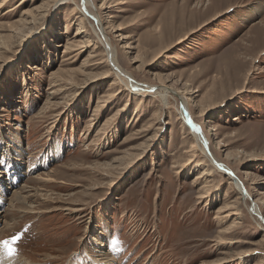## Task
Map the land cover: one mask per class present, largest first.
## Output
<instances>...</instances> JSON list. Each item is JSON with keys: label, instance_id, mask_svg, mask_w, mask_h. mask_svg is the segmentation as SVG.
I'll return each instance as SVG.
<instances>
[{"label": "rangeland", "instance_id": "1", "mask_svg": "<svg viewBox=\"0 0 264 264\" xmlns=\"http://www.w3.org/2000/svg\"><path fill=\"white\" fill-rule=\"evenodd\" d=\"M22 1L0 7V35L41 0ZM84 2L50 5L0 48V241L21 237L12 255L0 244L5 263L254 264L264 256V0ZM79 18L88 46L64 56ZM107 22L109 43L100 32ZM105 46L131 81L153 85L148 93L115 85L103 98L114 79ZM90 53L86 77L76 69ZM60 68L74 73H61L69 84L52 95L50 72ZM161 85L176 92L166 103L154 93ZM178 96L207 136V155L197 150L189 169L193 138L186 123L181 133ZM98 100L106 102L94 114ZM206 166L211 188L199 199L203 182L192 181ZM42 171L53 180L32 178ZM237 179L247 197L237 199ZM19 186L26 202H10Z\"/></svg>", "mask_w": 264, "mask_h": 264}, {"label": "bare ground", "instance_id": "2", "mask_svg": "<svg viewBox=\"0 0 264 264\" xmlns=\"http://www.w3.org/2000/svg\"><path fill=\"white\" fill-rule=\"evenodd\" d=\"M9 1L11 0H1L0 1V7L4 6L6 3H8ZM75 0H41L40 2H38V4H35V5H32V6H28L27 8L23 9V11L21 12L19 18H17L15 21L13 22H8L6 24V27H7V31L10 32V33H6L5 35L1 34L0 35V48L1 49H4L7 44H4V42L8 39H10L11 37L13 36H16L18 34H20L25 28H27V26H29L31 23H34V21H36L40 16L41 14L43 13V11L45 9H47L50 5L52 7H57L63 3H74ZM25 1L23 0L21 2V4H23ZM86 3H88L89 5H91V0H85ZM84 2V3H85ZM61 3V4H60ZM118 4L119 3H122V2H117ZM103 4V3H102ZM93 5V4H92ZM78 9L77 6H74L72 10H76ZM78 13V11H77ZM101 18V17H100ZM99 18V20H101ZM83 21H84V18H79V28L75 30V34L72 36L73 38H76V39H72V38H68L66 37V41H65V46L62 45V47H64V50L62 51L64 54V56L67 54V53H71L72 51H75L77 48H75L74 45H77V47H82L84 44L86 46H88V40L84 39V40H80L78 35L80 33H82L84 31L83 27ZM97 21V20H96ZM102 21V20H101ZM100 23V21H99ZM4 25V24H3ZM112 24L110 22H107V25L106 26H103L101 27L100 29V32L102 33V36L104 37V39L106 40V42H108V38L109 36H107L106 34V28L107 27H111ZM1 28V27H0ZM5 29V28H4ZM112 29V28H111ZM119 29V28H117ZM116 31V30H115ZM3 35V36H2ZM5 37V38H4ZM78 38V39H77ZM52 39V38H51ZM72 39V40H71ZM50 40V39H49ZM51 41V40H50ZM74 41V43L76 44H71L72 42ZM109 43V42H108ZM61 44V43H60ZM72 45L74 46V48L72 47ZM112 47V46H111ZM111 47H104V51L106 52L105 53V58L107 57V64L109 66V69H114L112 71V73L114 74V79L113 81L109 84L108 88H107V91L108 93L103 95V98L104 97H109V96H114V94H110L109 91L112 90L114 88L115 85H124L125 88H124V91H127V94L128 95H143L144 93H148L149 89L152 88L153 85H141L140 83H135L134 81H131L130 80V77L128 75V73L124 70H122L121 68H119V65L117 64V59H116V51L111 48ZM45 58L46 60H49L50 59V56L47 55V53L45 54ZM97 54L93 55L94 57L96 56ZM92 54H88V57L87 58H83L79 64V66L77 67L76 71L79 72L81 75H85L86 77L88 76H91L92 74H90V71H87L89 69V67H92L93 64H90L89 62L90 61L88 60L89 58H92L93 57ZM68 59V58H65V60ZM134 59V62L138 61V58L136 56V58H133ZM111 66V67H110ZM33 69L35 70H39L40 68L37 66V65H34L33 66ZM19 70V69H18ZM108 71V69H107ZM61 73H64L66 75L69 76V74L71 75L73 72V70L71 69H64V68H60V69H57V70H51L50 72V78L53 82V84L51 85L52 88H56L54 89V91L51 92L52 95L56 94V92L59 93V91L63 90L64 86L66 84H69V82L67 81L68 80V77L66 78H62V77H59V75ZM92 73V72H91ZM105 76V75H104ZM53 78L55 80H53ZM70 78V76H69ZM25 83V82H24ZM57 83V84H56ZM58 85H61L62 87L59 88ZM159 87V86H158ZM124 91H118V95H124ZM176 91V90H175ZM171 94H176V92L172 91L170 88H168L167 86L165 85H161L160 89H158L157 91H154L155 94H161L160 96L162 97V100L163 103H166L167 102V98L166 97H170L168 95H171ZM191 94V93H190ZM178 98L181 99V104H180V110L178 109L179 111V115H180V118H182V120H184V124L181 125V133H186V130H185V123L189 126L190 128V131L188 132V134L191 135V137L193 138V141L187 146V150L185 151L187 153V158H186V162H184V166L185 168H191L193 166V161H195V158L197 156L196 154V151L199 150L201 154H206V149H205V146H204V143H203V139L206 138L207 139V136L206 134L204 133V131L201 129V126L200 124H198L195 120H194V117H192L189 113V109H188V103L187 101L185 100H182V97L181 96H178ZM115 99V98H114ZM100 102H106L105 100H98L97 104L94 106V114L98 113L99 110H100V106L98 105ZM142 102H140L141 104ZM140 104L136 105L135 107V113L137 114L140 110ZM124 105H129V100L126 99L125 101V104ZM164 105V104H163ZM81 106V105H80ZM165 107H167L165 105ZM200 113L197 114V116H200L202 115V108L201 110H199ZM117 113V112H116ZM111 114V116H109L106 121L104 122L103 126H108L109 124L112 123V121L114 120V115L116 114ZM120 115V114H119ZM153 123H156V121L154 120ZM152 124V123H151ZM193 125H195V128L193 127ZM104 128L101 127L98 129L97 133L100 134L102 133V130ZM196 129H199V131H197ZM142 130H145L144 128ZM141 132V131H140ZM133 137H131V135H127L123 142L125 141H129V140H132ZM122 142V143H123ZM125 152H128L125 150ZM126 154V153H125ZM209 157V156H208ZM212 164V163H211ZM214 164V165H213ZM213 167H215L216 170H218L219 172H223V173H227L228 175H233V178L231 176L232 179L235 180V178L237 176H234L235 174H233V172L231 171V169L229 167H227L226 165L222 164V163H213ZM4 165V164H3ZM181 166V167H182ZM221 168L223 169H226L228 171H224L222 170ZM1 172L3 171H0V197L2 199V195H3V185L4 183H2V178L5 176L3 175V173L1 174ZM19 172V171H18ZM49 172H53V170H50ZM230 174H229V173ZM5 173V172H4ZM41 173H43L42 175H40V172L37 173L36 175L32 176L33 179H35L36 181H51L53 180L52 179V176L50 173H47L45 171H42ZM213 169L212 168H208L207 166L205 168H203L201 170V172H198L196 173L194 176V180L192 182H196V184H201L202 182V186H200V188L198 189V196L197 198L199 199H204V198H207L208 197V191L211 187H209V183L211 182L209 180V177L213 174ZM205 183V184H204ZM231 183V182H230ZM6 185V183H5ZM24 186V185H23ZM23 186H19L17 187L16 189H13V192H12V196L9 198L10 202L12 201H16L17 203L18 202H22V203H25L26 202V197L27 196H22V193L23 192H27L26 189L23 188ZM42 186L38 187L40 190L42 189L41 188ZM233 189H236L237 192H238V195L239 198H242V194L244 195V197H247L246 194H245V191H244V186L242 185V183L240 182V180H236L233 182V186H231ZM24 189V190H23ZM97 189V188H96ZM228 195V194H227ZM241 196V197H240ZM243 197V198H244ZM0 199V200H1ZM5 199H7V197L5 196ZM237 199L233 200V203L235 204L237 202ZM2 201V200H1ZM0 201V202H1ZM4 203V201H3ZM225 206H228V204H226ZM230 207V206H229ZM78 210L80 208H77ZM76 209V211H78ZM251 209H253V211H257V207L253 205V207H251ZM82 209H80L81 211ZM221 209L219 208L218 209V212L220 211ZM3 213V211H0V218H1V214ZM238 212H236L235 210L230 212V213H227L226 216L230 217L232 215H237ZM227 217V218H228ZM5 226L6 228L7 227H10L9 223L8 222H5ZM232 226V225H231ZM224 230H220V232H223ZM220 234L218 235V237L220 238ZM264 237V236H263ZM94 241L96 242V244L98 246H104V243L102 240L100 239H97L95 238ZM1 257H0V264H6L5 263V255H4V252H1ZM110 260V258L108 259ZM10 263V262H9ZM99 263V262H97ZM105 263V262H104ZM15 264V263H14ZM254 264H264V256L257 259Z\"/></svg>", "mask_w": 264, "mask_h": 264}, {"label": "snow or ice", "instance_id": "3", "mask_svg": "<svg viewBox=\"0 0 264 264\" xmlns=\"http://www.w3.org/2000/svg\"><path fill=\"white\" fill-rule=\"evenodd\" d=\"M193 127L195 128V125H193ZM197 131H199V129H196ZM3 164V161H0V165ZM0 171H2V169H0ZM20 235H14L11 239V241L8 240H4V241H0V244L3 245V247L7 250L8 255H12V253L14 252V249L11 247L12 243H15L16 241H18L20 239Z\"/></svg>", "mask_w": 264, "mask_h": 264}]
</instances>
